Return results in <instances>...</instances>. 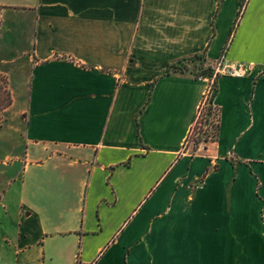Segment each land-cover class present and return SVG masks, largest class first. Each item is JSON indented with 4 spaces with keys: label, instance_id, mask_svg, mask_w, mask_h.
Returning a JSON list of instances; mask_svg holds the SVG:
<instances>
[{
    "label": "crops",
    "instance_id": "1",
    "mask_svg": "<svg viewBox=\"0 0 264 264\" xmlns=\"http://www.w3.org/2000/svg\"><path fill=\"white\" fill-rule=\"evenodd\" d=\"M3 30L0 264H264V0H0ZM199 54L250 70L191 150L209 78L161 75Z\"/></svg>",
    "mask_w": 264,
    "mask_h": 264
},
{
    "label": "rangeland",
    "instance_id": "2",
    "mask_svg": "<svg viewBox=\"0 0 264 264\" xmlns=\"http://www.w3.org/2000/svg\"><path fill=\"white\" fill-rule=\"evenodd\" d=\"M5 31H2V39L0 41V54H4L9 52L8 46H10L9 43H11V39L9 36H6V34H3ZM4 77L0 76V103L3 102L5 98V88L9 92V87L7 84L3 82ZM6 79V78H4ZM10 94V93H9ZM2 107H0V128L4 127L6 124L2 121V113L3 111H6L7 108L4 109L5 105L0 104ZM210 108V110H209ZM199 117L196 122V124L193 126L189 137L187 138L185 142V149L190 148L191 150L194 149L195 147H200L205 143H209L215 140L214 134L216 131V125L218 121V114L216 110L213 107H209L206 103L205 106H203L202 110H199ZM17 121V120H16ZM13 120H10L9 123H11L13 126L17 124V122ZM8 126V124H7ZM8 136L6 135V132L0 130V145L5 144L7 142L6 139ZM206 140V142H205Z\"/></svg>",
    "mask_w": 264,
    "mask_h": 264
},
{
    "label": "trees",
    "instance_id": "3",
    "mask_svg": "<svg viewBox=\"0 0 264 264\" xmlns=\"http://www.w3.org/2000/svg\"><path fill=\"white\" fill-rule=\"evenodd\" d=\"M244 5H245V2L243 3V5L241 7V10L239 12L238 18L235 21V26H234L233 30L236 28V25L238 24V20H239L241 14H242ZM184 72H190L194 79H201V78H211L213 70L211 68L205 66L204 55L203 54H199V55H194V56L182 59V60H178L176 62H172L163 71L161 77L168 76V75H170L172 73H184ZM1 79H3V82L5 84H7V82H6V80L4 78H1ZM215 87H217V86H215ZM215 87H213L212 94L207 99V105L209 107H213L212 101H213V98H214V95H215ZM4 92H5L6 95H5V98H4L3 102L0 103V104H4L5 105L4 109H5V108H8L11 105V100H10V95L11 94H9V92L7 91L6 88H5ZM0 107H2V105H0ZM209 110H210V108H209ZM218 121H217V125H216V131H215V134H214L215 138L217 136L218 127H219ZM205 142H206V140H205ZM195 149H197V147H195L194 150Z\"/></svg>",
    "mask_w": 264,
    "mask_h": 264
},
{
    "label": "built area",
    "instance_id": "4",
    "mask_svg": "<svg viewBox=\"0 0 264 264\" xmlns=\"http://www.w3.org/2000/svg\"><path fill=\"white\" fill-rule=\"evenodd\" d=\"M248 70H250L247 66L242 65V64H236L232 67H224V66H220L218 65L215 69V71L212 73V77L209 78V82H208V87L207 90L205 92L202 104L199 108V110H202L203 106L206 105L207 103V99L211 96L212 91H213V87H215V82L216 80L221 77V76H228V77H232V78H241L244 77L245 74L248 72ZM198 113V117H199ZM198 119V118H197Z\"/></svg>",
    "mask_w": 264,
    "mask_h": 264
}]
</instances>
